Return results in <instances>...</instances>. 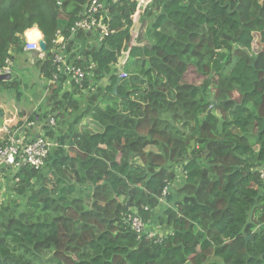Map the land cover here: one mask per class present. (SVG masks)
Wrapping results in <instances>:
<instances>
[{
  "label": "trees",
  "instance_id": "1",
  "mask_svg": "<svg viewBox=\"0 0 264 264\" xmlns=\"http://www.w3.org/2000/svg\"><path fill=\"white\" fill-rule=\"evenodd\" d=\"M105 4L110 33L87 56L94 86L110 80L103 104L23 210L0 211V264H264V183L256 171L264 163V0H153L144 47L130 46L137 1ZM86 5L0 0V71L12 47L23 51L18 33L37 24L48 49L42 72L53 78L55 41L70 36ZM128 50L133 71L118 83ZM190 70L200 85L186 81ZM40 173L17 170L18 197ZM130 216L143 220L146 235L135 234ZM154 217L167 233L152 226Z\"/></svg>",
  "mask_w": 264,
  "mask_h": 264
},
{
  "label": "crops",
  "instance_id": "2",
  "mask_svg": "<svg viewBox=\"0 0 264 264\" xmlns=\"http://www.w3.org/2000/svg\"><path fill=\"white\" fill-rule=\"evenodd\" d=\"M136 1L138 10L132 17L130 46L144 47L149 44L146 31L151 22L146 16V11L153 0ZM62 18L65 21V17ZM20 38L24 44L22 36ZM57 41L64 44L65 50L62 55L65 64L60 67V71L57 70L53 78H47L42 72L47 53L31 55L30 53L34 52H26L25 45L23 51L16 50V47L11 48L10 63L9 65L5 63V67L10 69V74L0 71V76L11 77L10 80H0V141L7 138V131H17L27 141L45 137L56 144L45 167L30 185L31 189L25 197L20 198L15 192L17 170L9 168L0 171V211H6L10 217L23 210L26 199L42 185L44 177L50 174L53 163L71 156V149L75 145V133L89 125L90 115L97 105L103 104L104 94L110 82L108 78H104L99 85L96 83L94 86L96 67L87 57L101 49L102 37L85 41L71 33L68 38L60 35ZM78 62H82L83 65L80 67L87 74L91 86H80L67 72L68 66H75ZM131 63H134V60L130 58L129 50L123 52L116 66L118 75L123 72L131 74L133 66L128 70ZM12 84L16 87L12 88ZM51 132L53 133L50 135ZM180 181L179 174L178 182ZM4 216L8 218L5 213ZM152 221H157L156 217L152 218Z\"/></svg>",
  "mask_w": 264,
  "mask_h": 264
},
{
  "label": "built area",
  "instance_id": "3",
  "mask_svg": "<svg viewBox=\"0 0 264 264\" xmlns=\"http://www.w3.org/2000/svg\"><path fill=\"white\" fill-rule=\"evenodd\" d=\"M109 17L108 9L105 4V0H87V5L79 19V21L72 28L71 33L78 35L80 32H91L98 30L101 32L103 38L108 36L110 31L105 26V20ZM59 44V49L61 51L65 50L64 44ZM40 51L39 49H30L29 52ZM9 59H7L6 64L9 65ZM64 64V57L62 54H57L54 59V65L57 70L60 71V67ZM67 72L72 75V77L81 86L86 80L87 74L76 66H68L66 68ZM3 71L10 74L9 67H4ZM128 73L123 72L120 74L119 78H128ZM4 146L0 147V171L5 169H20L21 166H28L37 172L41 171L49 158L51 150L56 146V144L45 137H38L32 141H27L24 137L16 132L7 131V138L4 139ZM261 181L264 183V163L259 166L258 169ZM18 182V180H16ZM168 193V188L164 190L163 198H165ZM128 224L135 234L141 238L145 234L146 225L139 216L129 217ZM146 235V234H145ZM153 237L152 234L149 238Z\"/></svg>",
  "mask_w": 264,
  "mask_h": 264
},
{
  "label": "clouds",
  "instance_id": "4",
  "mask_svg": "<svg viewBox=\"0 0 264 264\" xmlns=\"http://www.w3.org/2000/svg\"><path fill=\"white\" fill-rule=\"evenodd\" d=\"M18 35H22V39L24 41L25 51L26 52L29 51L30 49H39L41 47L40 42L43 40V33H42V31L40 30V28H39V26L37 24H33L31 27L25 28L24 31H23V33L22 34H19L18 33ZM101 37H102V40H103V36L102 35H101ZM61 39H62V37H61ZM57 40H58V38H57ZM57 40L55 41L56 48H55L54 55H53V59H52L53 60V64H54L55 56L57 54H63V51H61L62 49L61 50L59 49L60 45L59 44H56L58 42ZM33 52H35V51H33ZM36 52H39L40 53L41 52V49H40V51H36ZM41 53H43V52H41ZM30 54L31 55H34V53H30ZM64 64H65V58H64ZM76 67L81 68L79 66H76ZM56 71H57V67H56ZM86 80H87V77H86Z\"/></svg>",
  "mask_w": 264,
  "mask_h": 264
},
{
  "label": "rangeland",
  "instance_id": "5",
  "mask_svg": "<svg viewBox=\"0 0 264 264\" xmlns=\"http://www.w3.org/2000/svg\"><path fill=\"white\" fill-rule=\"evenodd\" d=\"M147 14V12H146ZM148 15V14H147ZM146 15V16H147ZM144 20L147 21L149 23V21L144 17ZM147 23V24H148ZM146 25V24H145ZM144 25V27H145ZM142 36V35H141ZM141 36L139 37V39H141ZM261 49V44H260V41L258 39V37L256 36V40H255V43H254V52L258 53ZM134 63H131L129 66H128V70L131 69V67L133 66ZM130 75V74H129ZM186 81L188 83H191V84H194V85H200L202 82H203V78L197 74H195L194 70H190L187 75H186ZM237 96V95H236ZM169 191V190H168ZM169 193V192H168ZM168 193L166 194V197L168 196ZM179 197H177L175 199V201L173 202V204H171L170 206H172L173 208L176 206L175 203H177L179 201ZM162 202H164L163 204L166 203V198H163L162 199ZM163 219H166L165 217H163ZM156 230H160V234H164V232H168V228L167 226H163V227H160V224L159 222L156 223L155 225H152ZM162 231V232H161ZM153 236L155 235V232H152Z\"/></svg>",
  "mask_w": 264,
  "mask_h": 264
},
{
  "label": "water",
  "instance_id": "6",
  "mask_svg": "<svg viewBox=\"0 0 264 264\" xmlns=\"http://www.w3.org/2000/svg\"><path fill=\"white\" fill-rule=\"evenodd\" d=\"M40 44H41V47H40V49H41V52H43V53H46L47 51H48V49H47V43H46V41L43 39L41 42H40ZM39 52H34V56H39ZM10 75H6V76H0V80H4V79H9L10 80ZM119 82H121V79L119 78V80H118V83ZM116 93H117V86L114 88V94L116 95ZM130 206H131V201H128V204H127V209H129L130 208Z\"/></svg>",
  "mask_w": 264,
  "mask_h": 264
}]
</instances>
